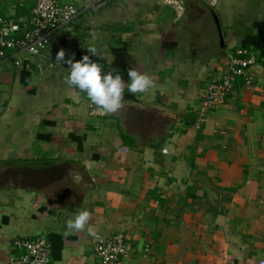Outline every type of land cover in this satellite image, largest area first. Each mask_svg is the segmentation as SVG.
I'll use <instances>...</instances> for the list:
<instances>
[{
	"label": "crops",
	"instance_id": "obj_1",
	"mask_svg": "<svg viewBox=\"0 0 264 264\" xmlns=\"http://www.w3.org/2000/svg\"><path fill=\"white\" fill-rule=\"evenodd\" d=\"M59 1L80 13L53 34L54 63L41 60L34 77V63L0 62V264L12 239L39 235L51 242L49 264H99L92 233L117 232L128 251L120 264H261L264 72L249 86L238 78L201 128L193 108L228 54L246 49L264 66V0H183L178 17L163 0ZM34 4L0 0V15L25 17ZM60 50L121 75L116 113L66 84ZM130 68L153 87L129 93ZM41 131L62 141L39 140ZM83 210L91 231L67 232Z\"/></svg>",
	"mask_w": 264,
	"mask_h": 264
},
{
	"label": "built area",
	"instance_id": "obj_2",
	"mask_svg": "<svg viewBox=\"0 0 264 264\" xmlns=\"http://www.w3.org/2000/svg\"><path fill=\"white\" fill-rule=\"evenodd\" d=\"M180 16L184 10L183 0H163ZM217 0H210L213 6ZM80 13L75 3H62L59 0H35L28 16L0 15V62L7 58L14 59L15 66L29 68L31 63L42 70L41 60L54 63L50 49L53 34L68 26ZM25 54V58H19ZM34 58V60H31ZM255 64L246 49H237L228 54L226 72L218 80H212L198 105L193 108L195 118L193 125L201 128L208 120L209 112L223 104L231 93L235 81L240 78L244 86L252 83V74L248 71ZM166 152V149L163 150ZM91 243L99 264H120L127 256V246L122 232L111 237L95 233ZM51 261V242L39 235L33 238L16 237L10 242V252L6 264H49ZM264 264V261L261 262Z\"/></svg>",
	"mask_w": 264,
	"mask_h": 264
},
{
	"label": "clouds",
	"instance_id": "obj_3",
	"mask_svg": "<svg viewBox=\"0 0 264 264\" xmlns=\"http://www.w3.org/2000/svg\"><path fill=\"white\" fill-rule=\"evenodd\" d=\"M95 55V48L89 49ZM56 61L66 65L68 70L66 84L70 88L85 92L88 100L96 105L106 114L116 113L122 107V97L125 84L121 75H113L111 72H103L102 66L94 62L89 55L82 56L76 60L74 54L65 58V51L60 50ZM130 83L127 84V91L133 95L145 93L154 85L153 79L138 69L130 68L127 72ZM90 213L87 210L74 213V218L66 222V231L81 233L91 231L89 225ZM95 235V233H92Z\"/></svg>",
	"mask_w": 264,
	"mask_h": 264
},
{
	"label": "trees",
	"instance_id": "obj_4",
	"mask_svg": "<svg viewBox=\"0 0 264 264\" xmlns=\"http://www.w3.org/2000/svg\"><path fill=\"white\" fill-rule=\"evenodd\" d=\"M48 122V125L51 124L49 123V121H45V123ZM36 138L39 140H46V141H54V142H61L62 138L58 137V136H54L52 133L47 132V131H41L39 133L36 134ZM53 203H51L50 200H46V202L40 207L39 212L46 214L51 212V205ZM48 210V211H47Z\"/></svg>",
	"mask_w": 264,
	"mask_h": 264
},
{
	"label": "rangeland",
	"instance_id": "obj_5",
	"mask_svg": "<svg viewBox=\"0 0 264 264\" xmlns=\"http://www.w3.org/2000/svg\"><path fill=\"white\" fill-rule=\"evenodd\" d=\"M25 57H26L25 54H20L19 55V58H21V59L25 58ZM31 60H34V58H31ZM9 65L11 66V69L13 68V69H15L17 71H19L22 68V66H15L13 61H11L9 63ZM30 71H31V73L33 74L34 77L37 75V66H36L35 62H34V65H32V67L30 68ZM46 161H48V160H46Z\"/></svg>",
	"mask_w": 264,
	"mask_h": 264
},
{
	"label": "water",
	"instance_id": "obj_6",
	"mask_svg": "<svg viewBox=\"0 0 264 264\" xmlns=\"http://www.w3.org/2000/svg\"><path fill=\"white\" fill-rule=\"evenodd\" d=\"M215 18V22H216V24H217V26H219V23H218V19H217V17L216 16H214ZM248 71L251 73V74H253V72H264V66H262V65H260V64H253V65H251L250 67H249V69H248ZM130 103H132V104H137L136 102H134V101H131ZM157 106V105H156ZM158 108H161V107H159L158 106Z\"/></svg>",
	"mask_w": 264,
	"mask_h": 264
}]
</instances>
